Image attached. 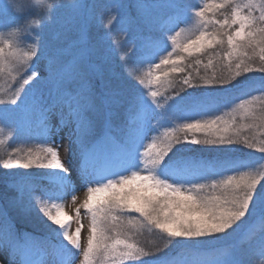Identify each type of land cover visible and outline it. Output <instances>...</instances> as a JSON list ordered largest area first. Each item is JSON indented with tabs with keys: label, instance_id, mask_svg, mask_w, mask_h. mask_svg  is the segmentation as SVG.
<instances>
[{
	"label": "snow or ice",
	"instance_id": "1",
	"mask_svg": "<svg viewBox=\"0 0 264 264\" xmlns=\"http://www.w3.org/2000/svg\"><path fill=\"white\" fill-rule=\"evenodd\" d=\"M165 6L176 9V26L188 19L175 0H113L111 7L117 14L104 25L110 30L113 23H118L127 33L140 21L150 33H162L140 38L138 46L130 47L125 53L126 57L134 56L136 64L149 65L138 81L140 85L147 80L148 85L170 87V81L162 82L152 70L163 71L165 77L169 72L182 73L183 53L192 56L225 45L227 50L219 61L221 72L202 78L205 86L235 87L242 74L264 73V0H223L222 3L212 0L204 4L192 13L200 24L199 34L194 39L186 37L184 42L179 39L183 29L165 35L174 29L158 22L155 12ZM224 7H229L231 13L222 20L206 18ZM76 15L75 39L40 67L35 66L41 59L38 46L25 50L17 41L0 38V76L7 71L12 81L7 93L0 90V94L7 95V99L0 98V133L5 122L23 118L38 119L42 129L40 150L35 154L30 152L23 160L9 159L5 168L30 169L35 165L46 169L44 175L49 178L47 186L40 190L30 188L24 179L10 184L15 193L11 203L25 216L39 210L46 221L56 226L51 229L55 236L40 239L18 233L11 220L0 215V245L19 253L24 264H65V256L81 253V264H125L150 256L128 238L120 215L125 212L139 214L148 226L158 229L167 238L166 245L172 241L207 243L219 239L221 234L228 235L239 228L248 217L256 216L258 209L264 218V171L241 170L223 179H213L210 184L200 183L209 162L183 156L179 149L174 151L175 145L183 144L242 145L264 154V138L245 134L264 129V95L242 97L231 113H213L209 118L194 116L191 122L166 130L163 139L153 137L145 144L149 133L155 130L151 122L157 115L156 98L161 93L149 88L152 98L149 101L143 93L130 95L118 80L111 79L108 56L101 54L99 42H93L90 36L93 18L83 9ZM209 24L214 26V31L207 30ZM169 39L171 51H168ZM102 40L115 43L107 33ZM111 50L110 47L108 51ZM255 57L260 64L253 68L251 61ZM212 64L210 57L208 66ZM162 66L170 68L164 70ZM14 69L20 81L16 87H13L17 80V75H12ZM183 85L198 87L189 77L184 78ZM244 87L256 85L245 83ZM186 97L192 111L219 104L222 99L211 92L201 91L191 96L177 93L169 98L170 106L176 110ZM246 120L251 122L245 123ZM56 129H68L70 142L78 145L77 178L89 185L74 218L65 212L63 203L54 202L62 200L69 191L73 192L72 202H76L72 174L51 139ZM197 134L202 138H197ZM218 163L231 167L237 162L225 159ZM133 168L138 170L131 175L121 174ZM117 175L118 179L109 178ZM93 183L96 186H90ZM209 188L211 194H205ZM81 208L90 217L86 237ZM159 264H177V260L161 256ZM225 264H240V261L233 258Z\"/></svg>",
	"mask_w": 264,
	"mask_h": 264
},
{
	"label": "trees",
	"instance_id": "2",
	"mask_svg": "<svg viewBox=\"0 0 264 264\" xmlns=\"http://www.w3.org/2000/svg\"><path fill=\"white\" fill-rule=\"evenodd\" d=\"M205 1L206 0H187V4L179 9L186 13V16H189L192 15L190 12L203 7ZM112 2L113 0H75L74 3L70 4L61 0L51 13V19H47L44 17L43 13H37L35 9L27 6L24 13L20 16L21 20L19 23L22 21L24 22L27 18L33 15L41 16L43 18V23L39 29V33L44 30L48 32V34H46L47 39L55 40L57 44L60 43V45L58 44L49 50L52 55H55L58 49L68 47L71 40L75 39L76 33L69 32L66 26H68L67 23H73V20H76L78 23V16L76 13L83 9L93 18L92 23L90 24V36L93 42H99L101 54L108 56V68L110 70L109 77L118 80L130 95H138L141 92L149 101L152 99L148 92L149 88L161 93V95L156 98V103L158 104L157 115L151 122L155 129L152 138L156 137L163 139L166 130L175 129L183 123L191 122V118L194 116L198 118H209L213 113H231L232 108L236 106L242 97L264 95V73L259 72L242 74V77L237 78L240 82L236 83L235 87L229 86L224 89H212L204 85L202 78H210L213 73L219 74L221 72L222 65L219 61L223 58L224 53L227 50L226 45L224 47L217 46L206 52L185 58L181 62L185 71L182 73H170L169 81L172 86L167 87L164 92L158 90L157 84L148 85L147 80H145L143 87L140 89L137 88L133 84L136 82L138 83L139 81L140 75L138 73V68L141 66L140 69H142L143 66L145 67L147 64L139 65L138 67L134 56L124 57L119 62L117 58L109 56V43L102 40V37L105 35L102 32V27L105 23L106 15L111 14L113 16L117 14V10L114 7H111ZM26 5L27 4H25L24 7ZM68 9L72 10L74 14L72 13V15H68V13H66V10ZM228 11L229 9L225 14H227ZM5 12H12L14 16L16 15V13L6 5L0 4V14ZM31 12L33 14L30 15ZM25 13L27 14V17L24 16ZM133 15H135L134 12ZM223 18L224 16L217 17V19L220 20ZM136 24L137 22L135 25ZM208 29L214 30V26H209ZM1 30H4L2 25ZM64 32H67L68 36H65ZM136 42L139 43L140 41ZM27 44H29L28 39L26 37L22 38V42L20 43L21 48L27 50ZM51 44L56 43L52 42ZM177 52H179V49H177ZM46 53L47 51H45L43 55ZM210 57L213 60V64L208 66V60ZM110 59L114 64L111 63ZM197 60L200 61L199 64H197ZM251 63L253 68L258 67L260 64L259 58L255 57ZM189 65H191V67H189ZM148 70L149 68L147 71ZM22 71L23 69L21 68L20 72ZM152 71L154 75H157V70L153 69ZM12 75H17V80L13 83V87L19 86V73L14 69ZM185 77H189L192 80L193 85H198V87L193 89L183 85ZM10 83H12L11 75L6 71L3 76H0V90H2L3 93H7ZM245 83H254L256 87L245 88ZM135 88L139 90L138 94L133 92V89ZM201 91L205 93L211 92L212 95L221 97V103L213 104L208 108L199 111H192L191 105L186 97L180 102L176 110L170 106L171 101L169 98L177 95V93H179L180 96H185L186 93L187 96H191L198 94ZM0 98L7 99V95L0 94ZM37 120L38 119L35 118H23L7 121L4 125V131L0 133V140L3 141V143H0V215H4L11 220L18 233H27L32 237L43 239L55 236V233L48 228H55L56 226L51 224V222L46 221V218L43 217L39 210H34L27 216L21 214L19 209L11 203V199L15 193L9 188V185L20 179H24L29 182L28 186L30 188L34 187L37 190H40L42 188L38 187L36 182L42 179H48V177L44 175L47 170L36 167L35 165H33L32 168L24 169L23 171L15 169V167L5 168V163L9 159L13 160L12 156L15 157L14 160H23L30 152L35 154L40 150L42 143L39 141L36 135V129L33 126ZM237 120L239 121V116H237ZM249 122L251 121H245V123ZM262 132H264V129H255L247 131L245 134L264 138V136L261 135ZM197 138H202L201 134H197ZM176 149H179V154L183 156L209 162V167L204 173L205 178L200 179L198 181L200 183L210 184L213 179H223L226 175L238 174L241 170L264 171V154L248 149L242 145L216 146L183 144L175 145L174 151ZM225 159L236 161L237 163L235 166L231 167L218 163ZM14 160L13 162H15ZM248 165H251L252 167H247ZM31 169L34 172H31ZM109 178L118 179V175L115 177L110 176ZM104 182H106V180ZM205 194H211V189H207ZM259 213L260 210L258 209L256 216H250L246 219L261 220L247 242L241 243L238 239L234 241L220 242L219 239H215L207 242L206 244L208 245L205 246V243H176L175 241L169 242L166 245L165 240L167 238L160 233L158 229H155L154 226H148L143 222V219L139 214L130 212L128 215L122 217V219L125 220V223H127L128 220H133L132 224L127 223V225H125L126 234L132 242L149 252L150 256L142 257L137 261H126L125 264H159L161 256H167L169 258L175 257L177 264H186L189 260L195 262L193 264H198L197 261H201L202 259H206L208 264L211 261H214L217 264H223L224 261H230L233 258L241 260L238 257L240 255V248L246 244H252L253 246L251 247L258 251L261 256H264V218H261ZM156 249H161V251L156 252ZM229 249H233L234 253ZM20 259L24 261V258L21 256Z\"/></svg>",
	"mask_w": 264,
	"mask_h": 264
},
{
	"label": "rangeland",
	"instance_id": "3",
	"mask_svg": "<svg viewBox=\"0 0 264 264\" xmlns=\"http://www.w3.org/2000/svg\"><path fill=\"white\" fill-rule=\"evenodd\" d=\"M211 1L212 0H206L204 4L210 3ZM175 2L179 6V8H181L187 4L186 3L187 0H175ZM215 2L216 3H222L223 0H215ZM27 6L28 5H26L25 8ZM228 9H229V11H228L227 15H230L231 9L229 7H224L218 11H215L214 14L209 13L206 18L207 19H217V17H219V16L223 17ZM66 11H67L66 13H68V15H72V13L74 14V12L70 9H68ZM180 11H181V9H180ZM175 12H176V9L169 8L166 6L159 8L155 12V16L157 17L158 22L160 24H166V26L169 29H174L173 31H171L170 33H166L165 35H174L175 31H179L180 29H183L182 35L179 38L181 42H184L186 37H190V38L194 39L195 36L199 34V30H200V24H199L198 20L193 15H189V16H187L188 19L184 23H181L178 26H176V21H175V16H174ZM193 12H190V13L192 14ZM31 14H33V13L31 12L30 15ZM184 14H186V13H184ZM20 16H21V14H17V13L14 16L12 12L1 13L0 14V31H2L1 25L4 28L3 31H7L10 28H12L14 25L23 24L25 21L24 22L22 21L21 23H19L21 20ZM24 16L27 17V14L25 13ZM111 16H112L111 14L106 15L104 25L107 23V21L110 19ZM67 24H68V26H66L67 30H69V32H75V28L77 25L76 20L75 21L73 20V23H67ZM137 24L136 25L134 24L133 27L127 33L122 29V26L118 23H113L110 30L105 28L103 25L102 32L104 34L107 33L111 41H115L114 44H109V47H111V49H112L110 51V54H109L110 57L117 58V60H119V62H120V60L122 58L126 57L125 53H127L128 49L130 47L138 46L139 43L136 41H140V38H142L144 36H149V35H151V36L162 35V33L155 32V31L150 33L147 30V28L145 27V25L140 21H137ZM209 26H213V25L209 24L208 27ZM207 30L209 32L214 31L212 29H207ZM46 34H48V32H46L44 30L40 33H39V30H35V31H32L28 34L25 33L23 36H21L20 38H18L16 40L18 45L20 46V43L22 42V38L26 37L28 39V43H29V44H27L28 45L27 49L32 48L34 46H38L40 56H42V57H41L40 61L36 62V64H35L36 67H40L42 64L46 65L48 59L55 56V55H52L49 50H51L52 47H55L58 44L60 45V43L57 44V42L55 40L47 39ZM64 34H65V36H68L67 32H64ZM52 42L56 43V44H51ZM168 44H169L168 51H171L172 47H171L170 39L168 40ZM45 51H47V53L45 55H43ZM198 54L199 53H194L192 56L198 55ZM183 55L185 56V58L188 57V55L186 53H183ZM134 59H135V57H134ZM110 61L112 64H114L111 59H110ZM136 65L139 67L138 64H136ZM140 67L138 68L139 69L138 73L140 75L139 79L147 73V69L149 68V66H147V65L145 67L143 66L142 69H140ZM162 68L164 70H168L170 68V66H162ZM156 73H157V76L160 77L162 82L165 80L169 81V77H170L171 72H169L168 77H165L163 75V71L157 70ZM133 85L139 89L141 87H143V85H140L137 82L134 83ZM166 89H167V87H161L160 85H158V90H161L164 92ZM133 92H135V94H138L139 90H137L135 88V89H133ZM53 123H55V120L53 121ZM33 126L36 129V135H37L39 141L41 142V131H42V129H41V125H40L39 120H37ZM152 134H153V131L151 133H149V137L145 141V144L151 142ZM51 139H52V142L56 146H58L61 159L66 164V166L69 168L70 173L72 174V187L75 189L74 194L76 196V202L73 203L72 199H71L73 192L69 191L66 195H64L62 200H57L54 202L63 203L65 212L69 216H72L74 218L75 213H76V209L79 208L80 205H82L83 200L86 198L87 186H89V185H86L83 181H79V179L77 178L79 176L78 166L80 163V154H79L78 145L70 142L68 129H56V130H54ZM141 151H143V149H141ZM12 158H13V160L15 159V157H13V156H12ZM15 169H18L20 171L24 170L23 168L18 167V166L15 167ZM140 169H143L142 164L140 165ZM136 170H138V169H135V168L128 169L127 171L122 172V174L131 175V172L136 171ZM31 172H34V171L31 169ZM48 179H42L40 181H37L36 185L43 189L47 186ZM90 186H96V185H95V183H93ZM59 191L62 192L63 189L59 188ZM45 199H47V198L45 197ZM129 213L130 212H125V213L120 214V215H121V217H123L124 215H128ZM81 220L85 226V229L83 231V235H84V237H86L87 225L90 222V217L85 214V211L82 208H81ZM260 221L261 220H259V219L245 220L244 223H242L239 228L235 229L234 231H231L228 235L221 234L219 240H220V242H228V241H234V240L238 239V241L241 243L247 242V240L251 236L252 232L259 225ZM124 222H125V220H124ZM125 225H127V223H125ZM75 227H76V223L73 222L72 228L74 229ZM52 228L53 227H50L48 229L51 230ZM82 243H84V241H82ZM204 245L207 246L208 244L205 243ZM251 246H253V245L252 244H246L240 248V255L238 256L241 259V260L238 259L240 261V264H253V262L261 256L258 253V251L254 250ZM190 250H193V249H190ZM229 250L234 253L233 249H229ZM82 259H83L82 253L78 256H75V257H72V256H65L64 257L65 264H81ZM0 262H2V264H24V261H22L20 259L19 253L13 252L10 248H8L7 246H4V245H0ZM197 262H198V264H208V261H206V259H202L201 261L198 260ZM191 263L193 264L195 262H191L189 260V262H187L186 264H191ZM209 264H217V263L214 261H211ZM223 264H225V261Z\"/></svg>",
	"mask_w": 264,
	"mask_h": 264
},
{
	"label": "clouds",
	"instance_id": "4",
	"mask_svg": "<svg viewBox=\"0 0 264 264\" xmlns=\"http://www.w3.org/2000/svg\"><path fill=\"white\" fill-rule=\"evenodd\" d=\"M60 2L61 0H0V4L6 5L17 14H23L25 11L24 5L27 4L29 7L35 9L37 13H43L47 19H51V13ZM64 2L74 3L75 0H64ZM42 23L43 18L41 16L33 15L27 18L21 25H14L7 31H0V38L16 41L25 33L39 30ZM253 264H264V256L257 258Z\"/></svg>",
	"mask_w": 264,
	"mask_h": 264
}]
</instances>
